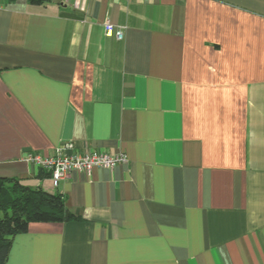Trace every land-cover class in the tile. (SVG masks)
<instances>
[{"label":"crops","instance_id":"0c3cea01","mask_svg":"<svg viewBox=\"0 0 264 264\" xmlns=\"http://www.w3.org/2000/svg\"><path fill=\"white\" fill-rule=\"evenodd\" d=\"M66 145L126 161L54 188ZM0 178L74 217L6 264H264V0H0Z\"/></svg>","mask_w":264,"mask_h":264},{"label":"trees","instance_id":"16d2710c","mask_svg":"<svg viewBox=\"0 0 264 264\" xmlns=\"http://www.w3.org/2000/svg\"><path fill=\"white\" fill-rule=\"evenodd\" d=\"M27 1L44 3L48 0ZM72 219L62 195L28 187L17 179L0 178V264H6L12 239L25 232L29 223Z\"/></svg>","mask_w":264,"mask_h":264},{"label":"built area","instance_id":"2783aa9c","mask_svg":"<svg viewBox=\"0 0 264 264\" xmlns=\"http://www.w3.org/2000/svg\"><path fill=\"white\" fill-rule=\"evenodd\" d=\"M105 35H113L117 40L123 38V32L114 28L106 22L104 24ZM27 161L49 174L50 181L54 188L68 179L73 172L90 173L93 169L112 170L116 165L124 163L126 157L123 154H108L100 151H87L83 154L72 152L71 145L57 148L50 156L30 154Z\"/></svg>","mask_w":264,"mask_h":264}]
</instances>
